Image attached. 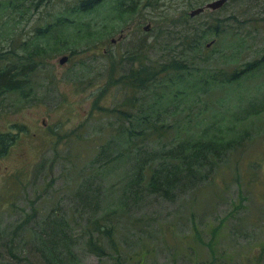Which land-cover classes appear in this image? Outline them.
I'll use <instances>...</instances> for the list:
<instances>
[{
  "label": "rangeland",
  "instance_id": "rangeland-1",
  "mask_svg": "<svg viewBox=\"0 0 264 264\" xmlns=\"http://www.w3.org/2000/svg\"><path fill=\"white\" fill-rule=\"evenodd\" d=\"M15 1L0 9V52L9 57L0 68L27 67L28 83L0 93V131L17 133L0 156V264H47L53 217L63 222L53 244L71 264H264V109L241 110L264 102V68L246 92L233 87L228 95L212 85L197 96L176 79L264 56V0L217 8L207 7L212 0H127L138 3L129 12L109 0L76 16L77 0ZM216 24L219 35L209 28ZM195 32L203 36L197 47ZM144 55L188 65L165 78L173 97L157 108L170 126L151 149L197 135L211 120L210 131L245 136L194 170L202 180L174 199L143 188L137 146L116 135L122 121L114 108L139 99L138 108L163 93L129 84Z\"/></svg>",
  "mask_w": 264,
  "mask_h": 264
},
{
  "label": "trees",
  "instance_id": "trees-1",
  "mask_svg": "<svg viewBox=\"0 0 264 264\" xmlns=\"http://www.w3.org/2000/svg\"><path fill=\"white\" fill-rule=\"evenodd\" d=\"M43 1L41 0V2ZM107 1L109 0H77V4L74 7L75 16L79 13L98 9ZM116 3L118 10L127 12L133 11L138 5L135 2L128 3L127 0H116ZM18 5L19 2L15 0H0V9L2 10L14 8ZM35 8L38 9L39 5ZM61 19L68 18L63 17ZM62 22L65 21L63 20ZM209 28L217 35L220 34V24H216L215 27L209 25ZM44 32V30L39 28L37 35L41 36ZM194 35L196 36L194 47H197L200 38L203 36H198L197 32ZM17 47L14 46L12 52ZM37 52H40V48H38ZM30 55L33 56L35 53L31 51ZM0 58L6 59L9 57L2 56L0 52ZM165 62L161 64L148 62L147 56L144 55L140 63H138L139 66L132 68L129 74L131 80L129 84L134 87L135 92L141 91L142 89L150 90V88H154L155 91L160 89L163 93L158 92L159 96L153 102L146 104L143 101L138 108L139 99L126 100L125 102L129 105V109L114 108L113 111H117L122 121L117 127L118 132L116 135L126 138L129 146H137V155H135L137 158V170L135 174L139 181L144 182L143 188L148 192L158 193L174 199L178 193L196 185L202 180L193 176L194 170L202 172L207 164L212 165L214 157L217 155L225 156L229 147H233L236 142H241L245 136H228L221 129L216 132L210 131L214 125L216 126V121L211 120L212 122L206 123L203 130L198 132L197 135L180 137L169 148L151 149L149 147L150 142L157 137H165L167 128L170 126V123L165 121L164 116H161V112L157 108V106L164 105L165 102L171 100L173 97L167 90L169 84H166L165 78L168 76L170 70L176 71L184 68L185 72L188 68L187 63L183 60ZM263 68L264 56H261L260 58L246 61L242 67L220 69L219 72H212L205 75L204 78L200 76L199 80L194 79L191 74L181 72L178 73L176 79L184 82L187 87H194L197 90L195 92L197 96H200L202 93L205 94L212 85H214V88L219 86L226 88L225 94L228 95L233 87H237L242 92H246L244 89H249L248 78ZM27 73V67L22 68L20 72H16L13 65L0 68V93L22 89L28 83V80L24 81L22 79ZM177 95H179L178 92L174 96ZM224 96L221 94L219 101H224L226 99ZM130 109L132 110L130 111ZM263 109V101L258 103L255 100H250L241 110L246 114H259ZM151 112L155 113L154 118L150 117ZM14 126L16 127L17 125ZM16 138L17 133L0 131V156L9 152ZM47 221L50 223V228L53 232H46L48 237H44L46 239L51 238L52 235L54 237L49 241L44 240L45 247L48 249L44 252L45 262L47 264H71L64 252L53 244L57 239L55 236L62 226V220L53 217ZM54 223L56 224V229L54 228ZM107 230L109 231V229Z\"/></svg>",
  "mask_w": 264,
  "mask_h": 264
},
{
  "label": "water",
  "instance_id": "water-1",
  "mask_svg": "<svg viewBox=\"0 0 264 264\" xmlns=\"http://www.w3.org/2000/svg\"><path fill=\"white\" fill-rule=\"evenodd\" d=\"M225 1L226 0H212V1L207 3V7L217 8V7L221 6V5H223ZM202 8L203 7L193 10L192 14H194L196 11H199ZM67 59H68V55H63L62 57H60L59 61L61 63H64Z\"/></svg>",
  "mask_w": 264,
  "mask_h": 264
}]
</instances>
